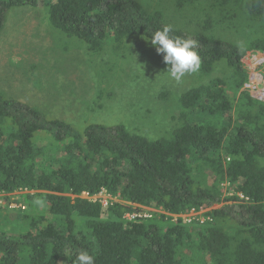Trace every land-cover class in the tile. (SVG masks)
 Here are the masks:
<instances>
[{
  "label": "trees",
  "instance_id": "trees-1",
  "mask_svg": "<svg viewBox=\"0 0 264 264\" xmlns=\"http://www.w3.org/2000/svg\"><path fill=\"white\" fill-rule=\"evenodd\" d=\"M39 5L54 28L92 51L108 40L148 39L169 24L139 0H0V32L10 9ZM244 6L252 16L264 15V0ZM173 29L198 41L202 74L225 62L237 80L232 92L221 77L182 92L180 123L168 137L149 139L123 124L78 129L0 93V192L31 191L15 227L0 229V264H75L78 250L92 254L95 264H182L183 250L194 247L211 264H264V167L257 162L264 158V101L243 90V62L251 52L264 53V37L241 47L205 31ZM238 90L244 113L234 107ZM223 179L234 194L207 212L212 221L171 220L168 214L222 203ZM102 188L122 203L103 206L74 196ZM137 205L163 213L128 220ZM225 219L241 237L219 225Z\"/></svg>",
  "mask_w": 264,
  "mask_h": 264
},
{
  "label": "rangeland",
  "instance_id": "rangeland-1",
  "mask_svg": "<svg viewBox=\"0 0 264 264\" xmlns=\"http://www.w3.org/2000/svg\"><path fill=\"white\" fill-rule=\"evenodd\" d=\"M139 1L150 11H161L173 27L205 31L241 47L253 38L264 37V15H250L245 0H193L182 6L177 0ZM166 67L162 54L142 37L108 40L99 51L90 50L84 41L54 28L46 6L10 9L0 32V93L78 129L89 123L123 124L149 139L168 137L180 123L177 99L182 92L214 77L225 79L232 92L237 80L225 62L217 63L208 75L199 70L189 74L179 85L163 73ZM239 93L233 94L234 107L244 113L245 98ZM250 109L254 113L255 108ZM257 162L264 167V158ZM213 182L212 178L206 181ZM218 187L224 201L214 208L229 203L225 199L234 194L227 179ZM28 192H0V229L15 227V216L25 209ZM135 209L138 214L154 217L160 213L146 206ZM219 225L241 237L233 221L221 220ZM182 254V264H211L210 257L196 247Z\"/></svg>",
  "mask_w": 264,
  "mask_h": 264
},
{
  "label": "clouds",
  "instance_id": "clouds-1",
  "mask_svg": "<svg viewBox=\"0 0 264 264\" xmlns=\"http://www.w3.org/2000/svg\"><path fill=\"white\" fill-rule=\"evenodd\" d=\"M174 29L165 24L151 33V45L157 54H162L168 79L176 84H182L184 78L195 73L200 68V56L197 52L198 41L173 35ZM75 264H95V258L87 250H78L75 254Z\"/></svg>",
  "mask_w": 264,
  "mask_h": 264
},
{
  "label": "built area",
  "instance_id": "built-area-1",
  "mask_svg": "<svg viewBox=\"0 0 264 264\" xmlns=\"http://www.w3.org/2000/svg\"><path fill=\"white\" fill-rule=\"evenodd\" d=\"M244 68L248 72L247 81L244 83L243 90H245L252 99L257 101H264V53L260 51L251 52L246 55L244 60ZM242 197L241 194H238ZM74 196L87 199L93 202H99L103 206H108L113 202L122 203L116 195H111L102 188L98 193L89 194L88 192H81ZM1 204V200H0ZM214 206L208 208H192L184 213L180 214H168L172 221L181 219L184 223H190L192 221H198L203 223L205 221H211L213 218L207 214ZM160 213L163 211L156 209ZM167 214V213H166ZM151 213L138 214L136 211L125 214L128 220L135 217H150Z\"/></svg>",
  "mask_w": 264,
  "mask_h": 264
}]
</instances>
